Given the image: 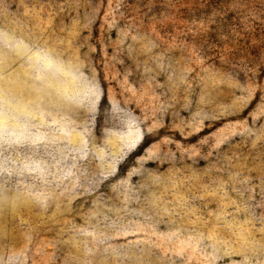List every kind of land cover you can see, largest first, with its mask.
Masks as SVG:
<instances>
[{
	"label": "rangeland",
	"instance_id": "rangeland-1",
	"mask_svg": "<svg viewBox=\"0 0 264 264\" xmlns=\"http://www.w3.org/2000/svg\"><path fill=\"white\" fill-rule=\"evenodd\" d=\"M0 264H264V0H0Z\"/></svg>",
	"mask_w": 264,
	"mask_h": 264
}]
</instances>
